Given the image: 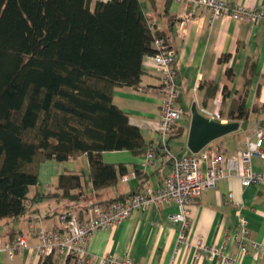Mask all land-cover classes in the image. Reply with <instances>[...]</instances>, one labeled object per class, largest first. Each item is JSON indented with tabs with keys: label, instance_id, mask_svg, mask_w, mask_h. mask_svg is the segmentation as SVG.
Segmentation results:
<instances>
[{
	"label": "crops",
	"instance_id": "0c3cea01",
	"mask_svg": "<svg viewBox=\"0 0 264 264\" xmlns=\"http://www.w3.org/2000/svg\"><path fill=\"white\" fill-rule=\"evenodd\" d=\"M247 6L264 8V0H228ZM150 23L164 31L175 59L174 69L180 85L179 105L184 115L175 129L179 136L180 152H188L186 138L189 128L190 107L204 101L212 104L214 95L222 99L223 120L232 99L242 97L248 110L246 118L239 119L237 130L227 133L209 145L227 156L238 157L246 137L254 139V132L264 118V23L250 24L246 20L235 21L230 17H219L208 25L210 12L201 7L186 18L187 6L176 0H140ZM230 74H226V70ZM215 85L214 90L208 88ZM160 75L150 60L142 61V75L136 86H117L112 93L113 102L125 111L129 121L138 126L146 143L157 136L160 120ZM105 163L123 166L125 172L137 171L127 181L120 178L115 185L93 189L87 180L89 163L81 154L64 161L47 159L38 166L37 183L29 187L28 196L35 197L56 191V182L63 172H78L83 176L82 198L68 203L75 208L80 219L90 213L92 203L127 196L133 191L154 189L168 172V165L159 157L152 163L145 160V153L134 154L129 150L103 151ZM254 171H264V158L252 156ZM232 192L240 209L227 200ZM29 204V200L27 201ZM33 214H39L40 225L53 228L59 225L58 214L64 201L56 197H42L29 204ZM174 202H154L145 211L133 212L130 216L108 228L95 230L87 243L90 257L115 255L129 257L135 264H264V253L253 256L254 243L264 244V185H241L236 176L217 180L212 188L202 190L190 205L189 230L186 243L177 244L179 227L169 221L170 213L176 211ZM57 210V212H56ZM245 221L248 239L246 254H238L233 238L237 230L238 217ZM29 218L0 220V245L10 241V228L15 236L24 235L28 246L9 257L0 250V264H37L34 246L37 243ZM201 239L210 246H220L231 262L205 254L196 256L195 243ZM65 256L56 254L58 264Z\"/></svg>",
	"mask_w": 264,
	"mask_h": 264
},
{
	"label": "trees",
	"instance_id": "16d2710c",
	"mask_svg": "<svg viewBox=\"0 0 264 264\" xmlns=\"http://www.w3.org/2000/svg\"><path fill=\"white\" fill-rule=\"evenodd\" d=\"M155 38L167 40L140 0H0V220L30 219L29 204L45 196L64 201L59 214L75 211L68 203L83 197L78 172L59 174L56 191L29 198L44 160L85 154L87 180L101 189L126 173L105 163L103 151L146 153L149 143L112 93L117 86L138 85L143 59L157 51ZM208 88L212 93L215 85ZM247 115L239 97L224 116ZM178 134L174 129L172 135ZM8 234L10 241L17 237L12 228ZM56 254L38 257L37 264H58ZM62 264L78 263L68 255Z\"/></svg>",
	"mask_w": 264,
	"mask_h": 264
},
{
	"label": "built area",
	"instance_id": "2783aa9c",
	"mask_svg": "<svg viewBox=\"0 0 264 264\" xmlns=\"http://www.w3.org/2000/svg\"><path fill=\"white\" fill-rule=\"evenodd\" d=\"M186 4L185 17H191L194 12L204 7L209 10L208 25L219 17H230L235 21L246 20L252 25L264 23V8L247 6L228 0H176ZM156 52L146 56L154 65L160 75V120L156 138L149 143L145 153V160L152 163L159 157L168 165V172L161 183L154 189L136 191L128 196L107 203L105 206H93L90 213L80 219L76 211H63L58 215L59 225L47 228L39 223L42 217L33 214L28 224L33 229L37 239L34 252L37 257L51 253L71 256L78 264H135L131 258H118L115 255H102L96 258L89 256L87 243L92 233L101 228H108L136 211H145L154 202H174L176 211L169 214L171 223L179 227L177 244L186 243L189 230L190 205L195 201L202 190L215 186L217 180L236 176L241 185H264V171L256 172L251 167L252 156L264 158V118L255 129L254 139L246 137L243 149L238 157L227 156L221 150L204 146L197 153L174 152L169 143L178 120L184 115V109L179 105L180 85L174 69L175 55L167 40L155 38L153 42ZM222 99L214 95L210 106H197L198 111L204 116L225 122L221 112ZM264 114V108H262ZM136 176L135 171H128L121 175V181H127ZM227 200L240 209L232 192L227 195ZM237 230L234 233L238 254H246L248 231L241 214L238 217ZM253 256L259 252L264 253V244L254 243ZM28 246L24 235H18L14 240L0 245V250L5 251L9 257L20 252ZM196 256L205 254L210 257L221 258L224 262L231 259L224 255L220 246H210L201 239L195 243Z\"/></svg>",
	"mask_w": 264,
	"mask_h": 264
},
{
	"label": "water",
	"instance_id": "95a60500",
	"mask_svg": "<svg viewBox=\"0 0 264 264\" xmlns=\"http://www.w3.org/2000/svg\"><path fill=\"white\" fill-rule=\"evenodd\" d=\"M189 128L186 147L191 153H197L211 141L238 129V120L219 121L201 114L195 102L190 107Z\"/></svg>",
	"mask_w": 264,
	"mask_h": 264
},
{
	"label": "rangeland",
	"instance_id": "374dc122",
	"mask_svg": "<svg viewBox=\"0 0 264 264\" xmlns=\"http://www.w3.org/2000/svg\"><path fill=\"white\" fill-rule=\"evenodd\" d=\"M181 119V118H180ZM179 136H177V137H173L172 138V143H171V145H170V147H171V149H172V151H174V152H180L181 151V148L179 149V138H178ZM211 143V142H210ZM209 143V144H210Z\"/></svg>",
	"mask_w": 264,
	"mask_h": 264
}]
</instances>
